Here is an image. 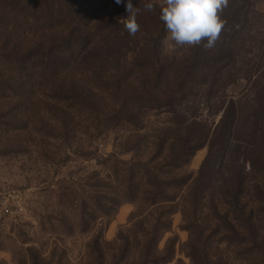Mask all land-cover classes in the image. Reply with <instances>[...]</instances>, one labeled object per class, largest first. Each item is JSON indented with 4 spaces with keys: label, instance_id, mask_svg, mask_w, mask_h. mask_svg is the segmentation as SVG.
Returning <instances> with one entry per match:
<instances>
[{
    "label": "rangeland",
    "instance_id": "374dc122",
    "mask_svg": "<svg viewBox=\"0 0 264 264\" xmlns=\"http://www.w3.org/2000/svg\"><path fill=\"white\" fill-rule=\"evenodd\" d=\"M25 2L0 0V264H119L122 231L133 243L128 262L139 264L140 238L129 222L142 209L151 173L159 171L160 185L195 177L209 144L193 152L189 165L181 160L177 172L166 166L169 158L189 142H210L233 104L250 109L262 94L264 106V0H229L213 50L225 54L220 75L217 68L190 72L194 82L183 91L173 65L188 62L194 47L168 50L162 40L159 86L145 56L102 59L87 72L85 61L71 56L73 46L61 56L38 55L50 26ZM100 2L96 19L127 18L123 3ZM148 2L161 11L157 0H132L140 30L153 33L159 17L144 12ZM130 170L138 175V205L125 196ZM246 172L245 186L228 191H238L237 201L223 196L221 184L196 220L185 224L180 211L163 218L173 232L159 243L160 252L173 251L167 264H194L191 255L201 264H264V171ZM238 174L219 178L225 183ZM163 191L179 204L189 199L187 187ZM167 205L144 216L158 219Z\"/></svg>",
    "mask_w": 264,
    "mask_h": 264
},
{
    "label": "trees",
    "instance_id": "16d2710c",
    "mask_svg": "<svg viewBox=\"0 0 264 264\" xmlns=\"http://www.w3.org/2000/svg\"><path fill=\"white\" fill-rule=\"evenodd\" d=\"M25 3L28 4L25 10L35 12L40 16L39 20L43 21V25L50 26L48 30L51 32V37H49L47 44H40L36 48L38 55L43 58L61 56L64 46H73L71 56L76 55L78 60L83 59L84 63L88 65L85 68L87 72H94L95 67L91 64L101 63L102 59L145 56L147 62L151 63L150 68L153 70L155 83L157 86L163 83L164 71L160 66V50L167 31L164 22L160 19L161 11L156 5L153 11H146L143 8L145 13L158 15L156 31L149 33L141 29L133 37L127 32L123 24L117 21L107 18L104 20L96 19L97 12L100 10L98 9L100 0H26ZM103 3L107 4L106 0ZM12 5L16 7L15 1L12 2ZM62 28L66 34L61 35V33L56 32ZM213 50L214 48L206 50L202 46L194 47L190 52L188 62L182 60L173 65V72H178L176 86L181 91L184 90L185 85L194 82L190 72H199L202 68L213 72L217 68L214 75H220L219 66L225 54L221 52V54L216 55L213 54ZM229 51L233 53V50L229 49ZM28 54L32 55L33 51ZM208 76L212 75L209 74ZM216 76L213 77L215 82ZM205 81L207 82V79ZM256 101V105L251 106V110L245 105L235 107L233 104L231 114L230 110L224 113L210 142L207 140L189 142L184 147V153H178L169 158L170 163L166 166L177 172L181 169L179 165L181 160L186 158L182 161V166L189 165L193 152L209 144L208 154L195 177L189 175L184 178V181L179 182L173 175L172 183L160 185L155 177V172L159 171L155 170L151 173L152 180L147 183L149 191L142 193L143 198L141 199V193H138L137 188L133 186L138 180V175L136 173L132 175L131 170L127 173L128 177L124 181L125 196L131 195L129 201L137 205L141 199L139 205L142 209L139 208L131 216L129 222L131 227H136L135 229L138 230L136 237L140 238L137 243V252L140 255L139 264H167L171 260V255H173L171 246H166L164 252L159 250L160 241L167 234L173 233L172 224L169 220L168 223H162L165 216L169 218L180 211L185 224L189 220H196L204 203L208 201L209 194L219 188L221 184L226 185L227 192L239 190L245 186V177L248 175L246 168L248 166L251 171L256 170V168L264 171V149L262 147L264 146V106L262 94L258 96ZM258 145L259 147L256 149ZM257 157L261 159L259 160ZM236 172L239 173L236 175L238 179L231 178L225 183L220 181L221 176L232 175ZM163 186H166L169 191L187 187L189 191L188 201L176 203L175 196L164 194ZM237 193L238 191L232 194L228 192L223 196L237 201ZM162 204H168L169 207L165 208L168 210L164 214H159L158 219L152 221L144 216L146 211L147 215H150ZM185 228L188 230V226ZM129 232L130 230L127 233ZM99 243L100 241L97 242V247H99ZM116 243L119 244V264H130L128 257L133 248L132 238L125 236L124 231H122L119 233ZM160 254L164 257H161ZM191 259L194 264H201V261L196 260L194 255H191Z\"/></svg>",
    "mask_w": 264,
    "mask_h": 264
},
{
    "label": "clouds",
    "instance_id": "9594fccd",
    "mask_svg": "<svg viewBox=\"0 0 264 264\" xmlns=\"http://www.w3.org/2000/svg\"><path fill=\"white\" fill-rule=\"evenodd\" d=\"M161 6L160 19L164 22L168 35L163 44L168 50L202 46L206 50L215 47L226 21L221 14L229 5V0H157ZM124 4L127 18L119 19V23L131 36L140 30L137 22L139 8L132 0H115ZM154 3L144 4L146 11L154 10Z\"/></svg>",
    "mask_w": 264,
    "mask_h": 264
},
{
    "label": "built area",
    "instance_id": "2783aa9c",
    "mask_svg": "<svg viewBox=\"0 0 264 264\" xmlns=\"http://www.w3.org/2000/svg\"><path fill=\"white\" fill-rule=\"evenodd\" d=\"M3 211H4L5 214H8V212H9L8 209H3Z\"/></svg>",
    "mask_w": 264,
    "mask_h": 264
}]
</instances>
